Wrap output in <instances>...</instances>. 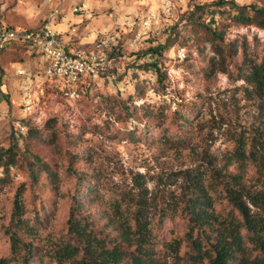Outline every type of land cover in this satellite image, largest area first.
Segmentation results:
<instances>
[{"label":"rangeland","instance_id":"obj_1","mask_svg":"<svg viewBox=\"0 0 264 264\" xmlns=\"http://www.w3.org/2000/svg\"><path fill=\"white\" fill-rule=\"evenodd\" d=\"M255 7L264 10V0H0V26L39 29L53 15L54 29L75 34L80 51L105 37V53L115 57L72 98L53 86L39 53L21 46L0 53V259L12 255L11 232L28 230L32 219L42 222L35 238L22 230L21 239L57 251L78 197L76 217L105 237H117L106 227L115 203L134 210L131 200L145 201L154 248L176 264L165 245L187 226L179 213L161 220L160 210L181 205L196 177L224 195L264 191V174L236 158L238 141L264 138V95L249 93L244 78L264 62V18ZM156 47L161 53L150 54ZM155 62L160 72L146 67ZM16 200L23 223L13 217ZM186 250L183 243L180 257Z\"/></svg>","mask_w":264,"mask_h":264},{"label":"trees","instance_id":"obj_2","mask_svg":"<svg viewBox=\"0 0 264 264\" xmlns=\"http://www.w3.org/2000/svg\"><path fill=\"white\" fill-rule=\"evenodd\" d=\"M254 9L256 14L264 18L263 9ZM238 17L244 21L250 19L242 12ZM263 22L259 26L264 27ZM36 30L28 29L31 32ZM213 34L214 37L219 36L216 31ZM59 38L64 42L63 48L66 52L80 51L79 40L75 38V34L59 33ZM16 46L37 54L36 49L30 50L25 43H8L0 53ZM161 49L156 47L149 52L155 55L161 53ZM109 59L112 60L111 65L115 63V57L110 55ZM157 64L150 63L146 67L160 72ZM244 78L253 88L249 93L264 95V62L250 67ZM90 82L87 79L81 89L89 90ZM183 120L180 118L179 122ZM236 158L238 161L251 160L258 171L264 174V138L256 137L248 142L238 141ZM232 178L239 184L238 176ZM87 179L88 177L84 180ZM135 182L141 191L142 184L137 180ZM214 188L212 183L204 184L201 178L196 177L188 184L181 205H173L176 208L173 209L172 204H166L160 210L161 220L171 212L179 213L187 226L182 238H175L165 245L176 254V264H264V191L249 193L244 188H227L224 195ZM223 199L227 200L228 206L218 209L217 204ZM74 200L76 203L68 221L67 241L57 251L48 253L33 242L21 239L19 232L22 230L34 239L35 233L32 230L42 223L32 219L34 224L30 225L28 219V230L22 225H17L11 232L12 255L1 258L0 264H31L34 256L40 258L41 264H169L166 256L154 248L157 242V236L154 234L155 224L147 218L145 201L131 200L129 203L135 205L134 210L131 206L123 208L122 203H115L114 213L107 216L106 227L116 231L117 237H105L94 231L92 222L83 217H76L83 210V203L81 198L76 197ZM22 216V207L16 200L13 217L18 223H23ZM183 243H186L187 250L185 255L180 257ZM45 257L49 262H44Z\"/></svg>","mask_w":264,"mask_h":264},{"label":"built area","instance_id":"obj_3","mask_svg":"<svg viewBox=\"0 0 264 264\" xmlns=\"http://www.w3.org/2000/svg\"><path fill=\"white\" fill-rule=\"evenodd\" d=\"M83 10L84 6L74 7V12ZM53 19L52 15L49 22L32 32L0 26V50L5 49L8 43H25L30 50L36 49L41 56L45 75L54 84L53 86L76 98L87 79L96 82L109 70L112 60L105 53L108 41L105 37L95 41L90 53L66 52L63 48L64 42L60 40L59 33L53 27ZM153 19V15L148 16L142 22L143 28L148 29ZM181 55L185 57V53L181 52Z\"/></svg>","mask_w":264,"mask_h":264}]
</instances>
